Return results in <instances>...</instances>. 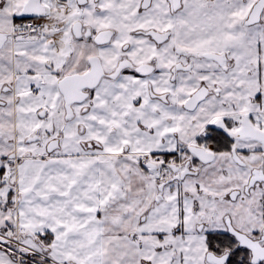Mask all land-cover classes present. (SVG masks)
<instances>
[{
  "label": "snow or ice",
  "instance_id": "1",
  "mask_svg": "<svg viewBox=\"0 0 264 264\" xmlns=\"http://www.w3.org/2000/svg\"><path fill=\"white\" fill-rule=\"evenodd\" d=\"M0 264H264V0H0Z\"/></svg>",
  "mask_w": 264,
  "mask_h": 264
}]
</instances>
